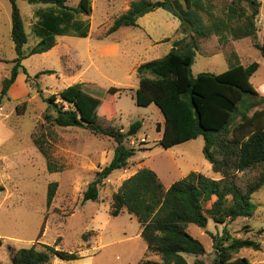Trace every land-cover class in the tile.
Returning a JSON list of instances; mask_svg holds the SVG:
<instances>
[{"label": "rangeland", "instance_id": "374dc122", "mask_svg": "<svg viewBox=\"0 0 264 264\" xmlns=\"http://www.w3.org/2000/svg\"><path fill=\"white\" fill-rule=\"evenodd\" d=\"M132 1L136 0H91L92 13L79 16L90 23L88 37L58 36L51 50L33 55L30 52L39 38L32 32V25L37 20V12L45 11L51 5L16 2L27 36L22 49L26 56L22 65L27 75L19 72L15 84L3 99L1 105L7 110L2 111L0 105V122L8 126V130L21 126L16 139L2 149L10 153L14 148L25 146L24 150L11 153L13 155L8 159L14 163L6 172H0V185L4 187L0 190V264H11L12 250L29 248L36 243L54 245L56 249L76 252L82 257L76 261L54 257L49 264H136L145 252L138 222L126 212L115 217L109 213L112 196L121 183L143 167L153 170L166 188L192 171L219 179L202 154V137L163 149L158 145L161 131H157V126L163 125L160 110L155 105L140 107L135 104L138 66L168 54L173 41L181 34L179 20L168 11L157 9L140 17L137 28H121L107 35L112 22L129 8ZM210 1L216 17H223L231 1L238 6L236 0ZM258 1L261 5L256 19V41L264 44V0ZM78 2L66 0L69 7H76ZM240 6L249 8L245 2ZM11 11L9 0H0V90L1 81L10 76L17 58L10 37ZM203 17L210 23L206 14ZM164 39L170 41L163 42ZM253 41L251 38L239 41L228 38L222 44L215 35L200 40L191 67L193 76L203 72H224L229 67L231 53L237 52L242 64L259 63L258 71L250 79L256 89L259 84H264V57L253 47ZM42 71L53 73L36 78ZM75 83H81L87 93L101 101L97 116L101 118L98 122L102 126L126 132L131 123L142 122L139 133L124 140L126 147L135 150L128 168L116 170L103 180L96 202L83 203V192L96 172L111 160L115 141L81 128H61L46 123L43 118L47 107L43 98ZM111 87L120 91L110 94ZM260 95L264 96V92ZM7 111L10 112L6 117ZM34 139L40 141L59 170L48 171L38 148L28 144ZM261 173H264V167L246 170L237 173L234 181L245 191ZM52 182H57L58 186L48 208L47 191ZM250 200L257 207L252 217L238 218L225 226L208 219L205 228L187 227L188 234L205 249V254L198 257L204 264H211L215 256L211 235H222L224 229L233 238L258 241L262 247L260 251L244 249L236 257H245L250 264H264V233L258 235L260 230L264 231V187ZM208 205L204 204V209ZM84 233L88 235L87 242L82 240ZM183 257L189 264L196 259L190 254ZM147 258L158 259L150 254Z\"/></svg>", "mask_w": 264, "mask_h": 264}, {"label": "trees", "instance_id": "16d2710c", "mask_svg": "<svg viewBox=\"0 0 264 264\" xmlns=\"http://www.w3.org/2000/svg\"><path fill=\"white\" fill-rule=\"evenodd\" d=\"M17 1L9 0L12 7L10 37L17 58L10 76L1 81L0 105L19 72L27 75L22 65L26 58L22 49L27 36ZM22 1L51 5L36 14L32 32L39 42L30 55L51 50L58 36L88 37L90 23L79 16L92 13L91 0H79L76 7H69L66 0ZM236 2L238 6L231 1L223 17H216L210 0H136L107 30L106 34L110 35L121 28H136L140 17L157 9L168 11L179 20L181 36L173 41L170 52L138 66L135 104L140 107L155 105L160 110L163 126H157V131H161L158 145L163 149L202 137V154L213 173L219 176V179H214L192 171L166 188L153 170L143 167L121 183L112 196L109 213L115 217L126 212L138 222L145 252L136 264H189L184 254L195 256L196 259L190 264H204L198 257L205 254V249L188 234L187 227L195 225L205 228L208 219L225 226L229 221L252 217L256 211L257 207L250 199L264 187V173L248 184L245 191L236 185L234 178L237 173L264 167V96L250 82L259 69V63L243 65L237 54L231 53L229 67L222 73L203 72L193 76L191 70L195 51L199 49L198 42L211 35L218 36L222 44L228 38L233 41L251 38L254 40L253 47L264 57V44L256 41V19L261 3L258 0ZM242 2L248 4V11L240 6ZM203 14L207 15L210 23L205 22ZM52 73L42 71L36 78ZM118 91V88L111 87L108 93ZM43 101L47 104L43 116L46 123L61 128H81L115 141L111 160L96 172L83 192V203L96 202L103 180L116 170L128 168V161L135 150L126 147L124 140L139 133L142 122L137 120L131 123L126 132L102 126L98 122L101 118L97 116L101 101L87 93L81 83L72 84L57 94L43 98ZM39 142L38 139L33 140L47 163L48 171L59 170ZM57 186V182L48 186V208ZM0 190H4L1 185ZM207 203L209 207L204 209ZM262 233L264 231L260 230L258 235ZM87 238L88 235L84 233L82 240L87 242ZM211 240L215 254L211 264H250L247 258L236 255L244 249L260 251L262 248L258 241L233 238L225 229L222 235H211ZM147 254L155 255L158 259H149ZM54 257L63 261L82 258L76 252H65L54 245L36 243L29 248L12 250L11 264H49Z\"/></svg>", "mask_w": 264, "mask_h": 264}, {"label": "crops", "instance_id": "0c3cea01", "mask_svg": "<svg viewBox=\"0 0 264 264\" xmlns=\"http://www.w3.org/2000/svg\"><path fill=\"white\" fill-rule=\"evenodd\" d=\"M259 13H260V11H259ZM261 23V21H259V24ZM137 28V27H136ZM165 40V39H164ZM168 41H170V40H168ZM163 42H165V41H163ZM236 54H237V52H236ZM237 56H238V58H240L239 57V55L237 54ZM239 61H240V59H239ZM241 62V61H240ZM242 64V63H241ZM244 65V64H243ZM226 71V70H225ZM251 79V78H250ZM16 80H17V78H16ZM16 80H15V82H16ZM15 82H14V84H15ZM13 84V85H14ZM12 85V86H13ZM11 86V87H12ZM11 87H10V89H11ZM9 89V90H10ZM256 91L258 92V93H260L261 94V92H264V84H259V86L256 88ZM1 110L3 111V110H7V109H5L2 105H1ZM9 112L10 111H7V112H5V116L7 117L8 115H9ZM4 113V112H3ZM16 121H18L19 123H20V120H18V119H16ZM163 126V125H162ZM8 126H5V124H3L2 122H0V172H6L7 170H8V166L10 165V164H13L14 163V161L12 160V159H8V157H11L13 154H15V152L17 153L18 151H22V150H24V146H19L18 148H14L13 150H12V152H7L6 150H4V149H2V147H4L5 145H6V143H10L12 140H14V139H16V133L20 130V128H21V126L19 127V128H17V127H14V129H12V130H8V128H7ZM28 144H33L32 143V141L30 142V143H28ZM34 145V144H33ZM11 153H13V154H11ZM9 154H11V155H9ZM9 155V156H8ZM19 164V161H17V165ZM208 207H209V205H208ZM207 207V208H208ZM129 215V214H128ZM130 216V215H129ZM132 217V216H131ZM134 218V217H133ZM208 224V223H207ZM140 231H141V229H140ZM143 255V254H142ZM142 257V256H141ZM139 261V260H138Z\"/></svg>", "mask_w": 264, "mask_h": 264}]
</instances>
